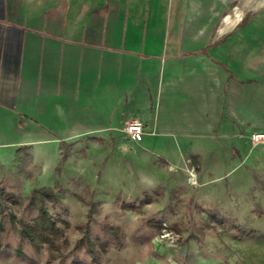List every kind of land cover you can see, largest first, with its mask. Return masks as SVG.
Returning <instances> with one entry per match:
<instances>
[{
	"label": "crops",
	"instance_id": "obj_1",
	"mask_svg": "<svg viewBox=\"0 0 264 264\" xmlns=\"http://www.w3.org/2000/svg\"><path fill=\"white\" fill-rule=\"evenodd\" d=\"M231 125L264 132V0H0V167L119 135L229 157Z\"/></svg>",
	"mask_w": 264,
	"mask_h": 264
},
{
	"label": "rangeland",
	"instance_id": "obj_2",
	"mask_svg": "<svg viewBox=\"0 0 264 264\" xmlns=\"http://www.w3.org/2000/svg\"><path fill=\"white\" fill-rule=\"evenodd\" d=\"M230 129L241 141L229 140V157H145L119 135L60 140L51 167L27 155L0 167V264H264V142ZM54 184L57 200L45 207L68 225L57 223L51 252L23 238L19 221L37 214L31 190ZM85 224L92 254L77 244Z\"/></svg>",
	"mask_w": 264,
	"mask_h": 264
},
{
	"label": "trees",
	"instance_id": "obj_3",
	"mask_svg": "<svg viewBox=\"0 0 264 264\" xmlns=\"http://www.w3.org/2000/svg\"><path fill=\"white\" fill-rule=\"evenodd\" d=\"M64 157L61 156V159ZM59 171L57 170V173ZM59 184H54L52 187H37L31 190L29 195V200H33L36 196L39 200V205L37 208V214L31 219L30 223L25 222L24 220L19 221V232L23 238H25L28 242H30L34 248H39L42 244H46L48 249L51 252L58 251L57 244L55 242V238L61 235V228L58 226V222L63 225H68L67 221L57 218L54 219L45 207V199L57 200V196L55 190L58 189ZM7 197L14 201L13 195L7 193ZM125 207L129 210H134L137 206L134 203L126 202L124 203ZM95 206V202L93 200H89L88 202V212L87 217L90 219L91 211ZM104 227L107 230L116 233L118 230L117 226H113L110 224H105ZM1 228V223H0ZM77 244L85 245L89 252L92 254V249L90 248L91 240L88 237V225L85 224L82 227V236L77 240ZM58 256L61 257L60 253Z\"/></svg>",
	"mask_w": 264,
	"mask_h": 264
},
{
	"label": "built area",
	"instance_id": "obj_4",
	"mask_svg": "<svg viewBox=\"0 0 264 264\" xmlns=\"http://www.w3.org/2000/svg\"><path fill=\"white\" fill-rule=\"evenodd\" d=\"M123 130L128 139L133 142H139L144 133V125L140 121L132 120L123 125ZM249 137L253 142H264V132H251Z\"/></svg>",
	"mask_w": 264,
	"mask_h": 264
}]
</instances>
